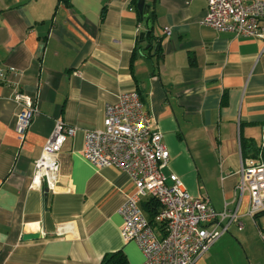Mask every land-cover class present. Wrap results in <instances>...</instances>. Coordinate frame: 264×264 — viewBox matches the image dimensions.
I'll return each mask as SVG.
<instances>
[{"label":"crops","instance_id":"1","mask_svg":"<svg viewBox=\"0 0 264 264\" xmlns=\"http://www.w3.org/2000/svg\"><path fill=\"white\" fill-rule=\"evenodd\" d=\"M140 1L160 40L150 49ZM206 12V0H0V264H101L118 251L145 264L122 237L120 209L136 186L83 155L106 104L134 91L169 149L165 173L217 211L236 209L243 223L196 264H264V213L249 216V192L236 190L242 163L256 160L244 158L243 142L264 147V43L205 26ZM17 90L40 110L24 144ZM58 121L78 129L61 152L60 183L53 193L33 189Z\"/></svg>","mask_w":264,"mask_h":264},{"label":"built area","instance_id":"2","mask_svg":"<svg viewBox=\"0 0 264 264\" xmlns=\"http://www.w3.org/2000/svg\"><path fill=\"white\" fill-rule=\"evenodd\" d=\"M207 12L202 24L217 32L256 38L264 43V2L260 0H206ZM165 32L170 34V29ZM14 101L20 106L16 132L21 144L40 113L38 102L17 90ZM78 129L58 121L34 168L31 188L56 192L61 178L60 155ZM264 139V135H263ZM83 155L99 168H116L129 175L136 186L120 209L125 243L135 242L145 264H196L197 261L236 223H243L238 211L219 212L208 197L192 196L182 180L165 169L170 152L163 134L151 127V115L137 91L118 96L105 106L102 125L85 133ZM237 194L250 195L248 215L264 213V160L260 155L250 163L244 160L239 171ZM155 199L160 210L153 223L144 213L142 202ZM65 227L60 228L63 235Z\"/></svg>","mask_w":264,"mask_h":264},{"label":"trees","instance_id":"3","mask_svg":"<svg viewBox=\"0 0 264 264\" xmlns=\"http://www.w3.org/2000/svg\"><path fill=\"white\" fill-rule=\"evenodd\" d=\"M138 8L140 10L139 5H138ZM140 13H141L140 15H141L142 21L146 20L141 10H140ZM141 36H142V40H144V34H142ZM242 149L244 153V158L257 159L259 158L260 155H262L264 158V147L258 148L254 144L246 141V142H243ZM146 207H147V211L149 214L150 222L153 223L154 217L160 210V205L157 202V200L150 199L149 202H147ZM101 264H129V262L125 254L121 251H118V252L106 255L102 259Z\"/></svg>","mask_w":264,"mask_h":264},{"label":"water","instance_id":"4","mask_svg":"<svg viewBox=\"0 0 264 264\" xmlns=\"http://www.w3.org/2000/svg\"><path fill=\"white\" fill-rule=\"evenodd\" d=\"M139 7H140V10L142 11V13L144 14V17H147L146 20H145V23H146V33L144 35V42H147L149 43V46L148 48L150 49L152 47V43L153 41H158V38L155 36V34L153 33V19L151 17H149L150 15V7L148 5H145L143 1H140L139 3ZM39 235H25L24 236V240L27 241V240H36V239H39Z\"/></svg>","mask_w":264,"mask_h":264}]
</instances>
